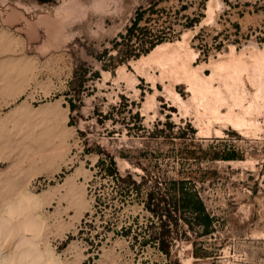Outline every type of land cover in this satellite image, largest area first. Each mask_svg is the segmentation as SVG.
Listing matches in <instances>:
<instances>
[{
	"label": "rangeland",
	"instance_id": "obj_1",
	"mask_svg": "<svg viewBox=\"0 0 264 264\" xmlns=\"http://www.w3.org/2000/svg\"><path fill=\"white\" fill-rule=\"evenodd\" d=\"M156 1L167 16L154 31L184 4L203 17L174 23L171 46L103 70ZM0 121V197L36 195L38 244L58 264H264V0H0ZM104 154L138 196L122 201L98 174ZM180 181L215 222L205 235L173 213L166 256L141 244L169 218L149 220L144 202L174 197Z\"/></svg>",
	"mask_w": 264,
	"mask_h": 264
},
{
	"label": "trees",
	"instance_id": "obj_2",
	"mask_svg": "<svg viewBox=\"0 0 264 264\" xmlns=\"http://www.w3.org/2000/svg\"><path fill=\"white\" fill-rule=\"evenodd\" d=\"M183 3V0H179ZM160 1L152 2L147 7H140L136 10L135 15L131 21V24L126 28L124 34H119L117 38L112 41V50H115V56H108L109 51L105 50L103 56L107 59H100L103 70H110L108 62L118 60V65L126 64L130 60L139 59L142 55H147L156 46L166 43L173 39L170 37L171 31H173L174 23H179L184 28H192L201 21L203 13L201 10H195L193 16L183 14L188 7L182 5L179 10L175 12L176 22H172L168 27H164L154 31L151 27L158 25L159 17L167 16L163 9H158ZM143 24V25H141ZM168 30V31H167ZM98 74V73H95ZM70 101V111L75 110L74 103ZM103 155V154H102ZM100 156L96 163L98 174L104 178L110 179L120 185L118 195L122 201L138 196V185L133 180L132 174L126 172L121 175L117 169L116 162L113 156L104 154ZM229 159V158H227ZM175 190V196L172 198L156 197L154 192L147 194L145 200L144 209L149 212V220L157 219L163 223L164 217H169L167 224L163 225L161 230L156 234L149 235V239L141 242L142 245L148 243V241L157 243V248L166 256H169L170 242L169 238L172 236V225L170 218L172 214H176L181 219L187 221L190 229L198 226L201 228L203 234H210L213 231V224L215 219L207 211V208L201 199L198 192L189 187L188 183L184 181L176 182L173 184ZM165 209V210H164ZM185 216H188L190 220H186ZM133 226L139 229L137 220H132L131 224L123 228L125 236L133 230ZM134 228V229H135ZM137 236V235H136ZM135 236V237H136Z\"/></svg>",
	"mask_w": 264,
	"mask_h": 264
},
{
	"label": "bare ground",
	"instance_id": "obj_3",
	"mask_svg": "<svg viewBox=\"0 0 264 264\" xmlns=\"http://www.w3.org/2000/svg\"><path fill=\"white\" fill-rule=\"evenodd\" d=\"M171 45L172 44L169 43L160 44L156 46L148 54V56L156 53L163 47H168ZM1 63H3V60ZM190 83H192V81ZM49 108L50 107L48 106L47 109ZM48 111L49 110H47V112ZM41 112H43V110ZM52 112L54 113V111L50 112L51 115L53 114ZM45 116H47L46 113ZM0 128L2 129V127ZM4 135L5 134H0V138H3ZM7 137L9 140V135ZM4 142H6V140H4ZM6 149H8V145ZM8 188L10 187L8 186ZM3 189L4 188L0 190L3 191ZM0 198V245H3L4 242L5 245H11L10 254L0 253V264H58L57 260L55 258H52L53 255H51L47 249L41 248L38 244V238L40 234L39 229L42 222L40 215H37L35 212L38 207V200L36 195H34V193L32 192L24 191V193L20 194L19 192L18 194L11 196L8 192V194L4 193V195H1ZM3 246H1L0 248H2Z\"/></svg>",
	"mask_w": 264,
	"mask_h": 264
}]
</instances>
